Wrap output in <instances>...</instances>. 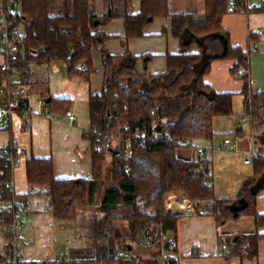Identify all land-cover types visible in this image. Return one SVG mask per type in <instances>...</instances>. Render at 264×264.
<instances>
[{
    "label": "trees",
    "instance_id": "16d2710c",
    "mask_svg": "<svg viewBox=\"0 0 264 264\" xmlns=\"http://www.w3.org/2000/svg\"><path fill=\"white\" fill-rule=\"evenodd\" d=\"M120 0H108L109 11L95 14L90 0H20V12L15 23L24 30L23 48L10 58L16 76H8L11 86L31 83V64L60 61L67 65L69 77L88 79L95 72L92 51L98 50L104 67V82L99 94L89 97L90 129L83 136L90 143L92 174L88 178H57L51 159L30 157L26 160V180L36 193L16 195L11 185L13 162L17 147L10 143L0 152V203L17 200L25 215L26 198L42 194L48 198V208L59 222L74 221L85 208H97L88 217L85 239L87 246L79 258L69 264H129L125 254L132 255L130 243H138L142 235L159 244L167 232H174L179 217L167 212L164 201L168 193H176L193 203L195 216L209 215L218 227L241 216L254 219V232L218 235L220 248L227 247L223 258L255 260L258 243L264 239V214L256 209V196L264 191V156H257L253 176L240 186L235 198L217 199L214 196L212 161L196 157L183 160L176 157L178 148L187 140L214 137L213 117L232 115L231 92H218L204 78L214 60H231L230 74L243 81L244 116L252 126L264 125V92L250 88L249 54L257 41L249 35L247 49L229 45V34L222 28L223 16L232 12L228 0H203L201 14L169 11V0H138L139 10L118 13ZM127 1L124 0L125 4ZM252 13L264 14V0L248 6ZM169 18L174 39L179 40V52L165 55L166 69L160 73L140 74L136 69L138 56L129 51L111 54L104 46L107 40L120 38L101 30L114 19L122 18V45L142 38L143 29L154 19ZM198 48L191 52L192 46ZM151 58L145 57V62ZM68 99L52 98L44 102L48 115L61 116L66 112ZM140 134L141 139L128 138ZM116 144H109L112 138ZM131 155H127L128 150ZM256 188V189H255ZM103 192L101 199L100 194ZM100 200V201H98ZM13 206L0 207V233L6 238L10 261L14 256V233L6 231L14 218ZM127 221L128 236L122 240L113 234L114 221ZM18 236V235H17ZM170 242V241H169ZM169 243L164 245L168 251ZM160 254L139 264H178L175 252ZM1 254V253H0ZM161 256L162 261L156 257ZM8 256H0V260ZM66 259L41 263L66 264Z\"/></svg>",
    "mask_w": 264,
    "mask_h": 264
},
{
    "label": "crops",
    "instance_id": "0c3cea01",
    "mask_svg": "<svg viewBox=\"0 0 264 264\" xmlns=\"http://www.w3.org/2000/svg\"><path fill=\"white\" fill-rule=\"evenodd\" d=\"M235 1L228 0V4ZM189 2L192 7H189ZM260 2L261 0H257L258 4ZM90 3L93 4L92 11L97 15L109 11L108 0H90ZM247 3L248 6L253 5L252 0H248ZM168 5L171 13L201 14L204 11L203 0H169ZM115 7L118 13L126 11L134 14L139 10V1L129 0L125 4L124 0H120ZM189 8H194L195 11L188 12ZM124 23L122 18L114 19L99 29L107 35L120 37L107 40L105 48L113 55L129 51L133 56H138L136 69L140 74L163 72L166 69L165 55L177 54L180 50L179 40L174 39L171 34V20L165 17L154 19L143 29L144 37L128 40L125 47L121 38L125 32ZM222 28L229 34V45H238L243 49L248 48L249 35L257 34L258 39L250 49L248 74L249 81H253L250 88L255 92H264V34L262 37L259 36L260 31L264 32V14L233 11L223 16ZM190 51L197 52L198 48L193 45ZM149 56L151 58L145 62L144 58ZM2 62L0 56V65ZM92 65L95 72L88 79L82 76L69 77L67 65L60 61L30 65L31 83L26 85V92L34 115L26 121L14 116L11 125L0 130V152L7 150L10 143H14L19 152L13 162L12 181L16 195L36 193L35 190H31L26 180L25 164L30 157L51 159L57 178L91 176L90 143L84 138L83 133L90 129L89 97L99 94L104 82V67L98 50L92 51ZM233 65L234 62L231 60H214L210 72L204 78V81L216 91L232 93V115L213 117L214 137L209 141L194 139L190 145L182 146L175 152L177 158L190 161L199 157L198 149L204 150L201 158L212 161L213 189L217 199L235 198L242 183L253 176L255 159L251 157L252 152L255 151L257 156H264V130L262 126H252L248 117L243 114L245 104L241 93L243 81L230 74ZM1 83L0 75V85ZM51 97L70 100V104L65 108L75 112L77 124L67 122L64 119L65 113L61 116L41 113L37 99L48 100ZM225 138L230 140V144H224ZM245 156L251 157V164H244ZM166 198L171 199V205L174 204L176 207L174 213L171 211L170 213L179 217L175 231H169L164 236L169 237L168 243L172 240L176 242L177 249L174 253L178 264H264V239L258 243V255L255 260H242L236 257L225 259L220 256L218 235L253 233L255 226L252 217L241 216L237 221H228L218 227L212 215L195 216L193 204L188 199L181 198L176 193H168ZM25 200L26 211L23 218L25 225L17 234L20 242L18 250L24 262L41 263L60 258L70 260L79 258L81 253H84L88 243L84 236H81L75 225V230L73 229L71 222L55 220L48 208L49 202L45 195H30ZM256 202L257 212L264 214V191L257 194ZM262 231L264 232V229ZM144 239L143 243H136L138 247L142 244L149 247L156 245ZM6 243V238L0 233V256H8L0 262L10 261ZM169 253L172 254L170 251ZM151 258L146 256L143 260ZM156 259L159 262L162 260L158 256Z\"/></svg>",
    "mask_w": 264,
    "mask_h": 264
},
{
    "label": "built area",
    "instance_id": "2783aa9c",
    "mask_svg": "<svg viewBox=\"0 0 264 264\" xmlns=\"http://www.w3.org/2000/svg\"><path fill=\"white\" fill-rule=\"evenodd\" d=\"M248 0H246L247 3ZM20 0H0V56L3 59L2 64L0 65V75L2 83L0 85V130L7 129L11 124L12 118L14 116H19L22 120L26 121L34 115V111L31 108L30 101L26 92V85L22 86H11L9 81H7L8 76H16V69L10 67V58L16 53H20L23 48L24 42V30L23 27L17 25L15 23L16 18V9L19 10ZM229 8L232 12L236 13H244L248 14L249 10L245 9L241 3L237 0L235 3L230 4ZM264 34L263 31L259 32V36L262 37ZM252 84L253 81L250 80ZM44 98L37 99V106L41 109V113H47V109L44 108ZM64 119L67 120L70 124H77V117L73 110H66L64 114ZM264 130V125L262 126ZM141 139L140 134L133 135L128 138L129 140L133 139ZM224 144H230V140L225 138L223 140ZM191 140H187L185 145H190ZM110 141L107 142L106 147H109ZM232 150V148H231ZM198 156L202 157L204 155L203 149H198ZM127 155L132 154V150H128ZM251 157L254 159L257 157L255 151L252 152ZM251 157H244V164L249 165L252 163ZM13 187V181L11 182ZM168 200V199H167ZM168 203V202H167ZM13 206L14 209V218L12 220V224L6 228V231L9 233H14L16 236L14 237V256L11 261H2L0 264H19L24 260L18 250L20 247L19 237L17 234L24 228L23 223V209L21 204L17 200L3 201L0 203L1 208H5L8 206ZM167 209L169 208L172 213H174L176 207L175 205L167 204ZM1 220V217H0ZM168 251H174L177 249V244L174 240L170 241L167 245ZM220 252L224 254V256L229 254V250L227 247L220 248ZM63 258H60L62 260ZM123 261L129 264H138V261H134L130 254H125L122 257ZM66 264H69L67 260ZM71 264V263H70Z\"/></svg>",
    "mask_w": 264,
    "mask_h": 264
},
{
    "label": "rangeland",
    "instance_id": "374dc122",
    "mask_svg": "<svg viewBox=\"0 0 264 264\" xmlns=\"http://www.w3.org/2000/svg\"><path fill=\"white\" fill-rule=\"evenodd\" d=\"M252 3L254 5L255 4L256 5L258 4L257 3V0H252ZM229 4H233V3H229ZM92 5L93 4L90 3L91 10L93 9L92 8ZM188 5H189V7H192L190 2L188 3ZM173 9H174V6H173ZM191 11H195L194 8H189L188 9V12H191ZM16 12H20V10L16 9ZM234 13H236V12H234ZM116 141H117V138L115 137V138H112V140H110V143L116 144ZM102 195H103V192L99 196L100 199H101ZM167 199L168 198H165L164 205H165L166 211L167 212H170V209L169 208L167 209V207H168L167 204L169 203V205H171V203H170L171 199H168V200ZM98 201H100V200H98ZM96 209L97 208H85V209H83L82 211L79 212V215H78V217L76 218V220L74 222L73 221H69V222H71L73 224L72 226H73V229L74 230H75V226H76V228L79 230L81 236L82 237L84 236V239L86 237L85 235H86V232H87V224H88V221L87 220H88V217H89L90 213L92 214ZM113 225H114L113 234L116 237H119L120 240L126 238L129 235L128 234V226H127L128 224H127V221H123V220L122 221H120V220L118 221L117 220V221H114L113 222ZM125 230H126V232H125ZM168 238L169 237H166V238L164 237V239H162L160 241V243L159 244L157 243L154 247H149V246H146L144 244H142L141 246L138 247L136 243H130V245L134 249V252H132V254L134 256L131 255L132 258L134 259V261H137V259L143 260V257H146V256L153 257V256H155L157 254H160L162 257H165L166 255H169V251L165 252V250H164V248H165L164 245L167 242V240H169ZM143 240H145L144 237L142 235H140V237L138 238V241L137 242L139 244H141V243H143ZM67 249H68V247H66V250ZM75 256H77V255H75ZM161 256H159V257H161ZM138 264H139V262H138Z\"/></svg>",
    "mask_w": 264,
    "mask_h": 264
},
{
    "label": "water",
    "instance_id": "95a60500",
    "mask_svg": "<svg viewBox=\"0 0 264 264\" xmlns=\"http://www.w3.org/2000/svg\"><path fill=\"white\" fill-rule=\"evenodd\" d=\"M263 183H264V178H262L261 180H259V183H258V186L257 187H260Z\"/></svg>",
    "mask_w": 264,
    "mask_h": 264
}]
</instances>
